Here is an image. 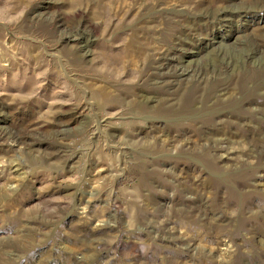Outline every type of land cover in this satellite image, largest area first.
Segmentation results:
<instances>
[{"label":"rangeland","instance_id":"rangeland-1","mask_svg":"<svg viewBox=\"0 0 264 264\" xmlns=\"http://www.w3.org/2000/svg\"><path fill=\"white\" fill-rule=\"evenodd\" d=\"M263 6L0 0V264H264Z\"/></svg>","mask_w":264,"mask_h":264},{"label":"bare ground","instance_id":"bare-ground-1","mask_svg":"<svg viewBox=\"0 0 264 264\" xmlns=\"http://www.w3.org/2000/svg\"><path fill=\"white\" fill-rule=\"evenodd\" d=\"M156 1V0H155ZM153 2V1H152ZM158 2V1H157ZM156 2V3H157ZM187 2V1H186ZM159 3H162L161 1L159 2ZM188 3H190V2H188ZM188 3H187V5H188ZM152 4V3H151ZM153 4H154V2H153ZM186 4V3H185ZM195 4V3H194ZM194 4H192V5H194ZM190 5V4H189ZM191 5V6H192ZM157 6H159L160 7V5H157ZM184 6V5H183ZM195 6V5H194ZM162 7H164V6H162ZM161 7V8H162ZM186 7V6H185ZM190 7V6H189ZM188 7V8H189ZM249 8V7H248ZM257 8V7H256ZM260 8V7H259ZM262 8V7H261ZM263 8H264V6H263ZM167 9V8H166ZM182 9V8H181ZM254 8H252V10H253ZM192 10V9H191ZM257 10V9H256ZM104 12V11H103ZM146 12V11H145ZM160 12H162V14H161V16H162V18L164 17L165 19H167V18H170V17H172V16H174V14H175V12L176 11H173L172 13H171V15H168L166 12H163V11H160V10H158V11H156V12H154L152 15L154 16V15H156L157 16V14H159ZM238 12V10L237 9H225V8H223V9H215V10H210V9H202V10H197L196 9V12H194V14L193 15H188V16H184V17H181V18H185V24H187L188 25V28H187V31H184V33L186 32L187 34L189 33V34H191V35H194V34H196V33H200V31H198L197 30V25L198 24H200L199 22H202V21H205L206 22V24H220V26L222 25V24H224L225 22L227 23L228 21H230L231 20V18L234 16V15H237V14H235V13H237ZM179 13H181V11L179 12ZM100 15V14H99ZM150 15V14H149ZM164 15H166V16H164ZM184 15V14H183ZM187 15V14H186ZM101 16V15H100ZM163 18V19H164ZM141 19V18H140ZM59 20V19H58ZM142 20V19H141ZM152 21H154V23H156V21H159V20H157V17H153L152 19H151ZM238 20V19H237ZM151 21V22H152ZM165 21V20H164ZM150 22V23H151ZM158 23V22H157ZM225 23V24H226ZM61 25V24H60ZM227 25V24H226ZM168 28H169V30L170 31H172V32H175L174 34V36H175V41L177 40V39H179V38H181L182 37V35H183V32H177V25L176 24H170L169 26H168ZM60 30V29H59ZM78 30V29H77ZM180 30V29H179ZM80 31V30H79ZM209 32V31H208ZM86 33V32H85ZM90 33V32H89ZM91 34V33H90ZM207 36V35H206ZM67 37V36H66ZM87 37V36H86ZM72 38V37H71ZM193 38V37H192ZM150 39H152V37L150 38ZM85 40V39H84ZM163 40V39H162ZM68 41V40H67ZM78 41V40H77ZM83 41V40H82ZM165 42V41H164ZM218 42V41H217ZM83 43H85V41L83 42ZM159 44H160V42H158ZM161 43H162V41H161ZM181 43V42H180ZM214 43V42H213ZM88 44V43H87ZM177 44V43H176ZM250 45V44H249ZM174 46V45H173ZM90 48V47H89ZM146 48V47H145ZM173 48V47H172ZM182 48V47H181ZM238 48H241V47H238ZM257 48V47H256ZM255 48V51L257 50ZM176 49V48H175ZM172 51V50H171ZM176 51V50H175ZM197 51V50H196ZM239 51H241V50H239ZM85 52V51H84ZM248 52V51H247ZM250 52V51H249ZM150 53V52H149ZM242 53V52H241ZM244 53V52H243ZM151 54H152V52H151ZM251 54H249V55H246L247 56V58H251L252 56H250ZM151 56V55H150ZM168 56V55H167ZM166 55L164 56V53L163 54H161V56H159L158 57V59L159 58H164V57H167ZM174 56V55H173ZM242 56V55H241ZM127 57V56H126ZM244 57V56H243ZM259 57V56H258ZM113 58H114V56H113ZM116 58V57H115ZM246 58V57H245ZM252 58H255V56H253ZM175 59V58H174ZM214 59V58H213ZM221 59V58H220ZM154 60H156L155 58H154ZM246 60V59H245ZM251 60V59H250ZM178 61V60H177ZM214 61H219L218 60V58L217 59H215ZM249 61V60H248ZM252 61V60H251ZM159 63V62H158ZM244 63V62H243ZM251 63V62H250ZM148 66V65H147ZM163 66V65H162ZM161 66V67H162ZM169 66H172V65H170L169 64ZM176 66V65H175ZM218 66H219V63H218ZM217 66V67H218ZM164 67V66H163ZM180 67V66H179ZM178 66L173 70V71H175V73L179 76V75H182L183 76V74H186V76H188L189 75V72L187 71V70H182V68H179ZM182 67V66H181ZM172 68H173V66H172ZM169 69H171V68H169ZM220 69V68H219ZM168 70V69H167ZM166 70V71H167ZM160 72V71H159ZM162 72V71H161ZM169 73V72H168ZM171 73V72H170ZM160 74V73H159ZM162 74V73H161ZM172 74V73H171ZM162 76H164V75H162ZM181 78V77H180ZM164 82H166V81H164ZM245 85V84H244ZM263 90V89H262ZM257 94H262L261 92H257ZM257 94H254V96H252L251 98V100H250V102L252 103V102H254V100L256 99V96L257 97H259V95H257ZM189 104V103H188ZM187 105V104H186ZM263 111H264V109H263ZM224 113V112H223ZM225 114V113H224ZM237 116V115H236ZM220 118V117H219ZM213 119V118H212ZM225 120V119H224ZM208 121V120H207ZM228 123V122H227ZM263 136V135H262ZM227 137V136H226ZM60 149V148H59ZM73 157V156H72ZM64 158V157H63ZM54 161V160H53ZM90 231V230H89Z\"/></svg>","mask_w":264,"mask_h":264}]
</instances>
